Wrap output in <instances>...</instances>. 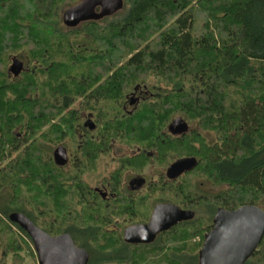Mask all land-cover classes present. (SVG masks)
I'll list each match as a JSON object with an SVG mask.
<instances>
[{"label": "trees", "instance_id": "16d2710c", "mask_svg": "<svg viewBox=\"0 0 264 264\" xmlns=\"http://www.w3.org/2000/svg\"><path fill=\"white\" fill-rule=\"evenodd\" d=\"M72 1L0 0V197L9 192L0 264L9 256L10 264H39L30 236L8 221L12 211L51 236L68 232L87 264H186L212 226L204 214L153 242H128L123 228L146 222L156 200L195 212L206 205L211 215L249 204L264 211V0H123L120 16L62 30ZM16 57L25 67L15 74ZM137 89L151 96L125 110ZM177 119L192 127L161 134ZM111 140L154 147L160 157L121 159L109 184L117 186L102 198L85 177ZM61 143L74 154L69 167L48 150ZM180 156L196 163L173 181L155 177L136 193L118 186L123 170L144 173ZM245 264H264V233Z\"/></svg>", "mask_w": 264, "mask_h": 264}, {"label": "water", "instance_id": "95a60500", "mask_svg": "<svg viewBox=\"0 0 264 264\" xmlns=\"http://www.w3.org/2000/svg\"><path fill=\"white\" fill-rule=\"evenodd\" d=\"M123 0H81L64 13L72 20L67 25H75L87 19L110 16L120 10ZM193 165L192 159H181L174 164L177 171H184ZM192 217L190 211H184L174 205L158 207L147 225L135 226L126 231L128 242H147L158 229H167L171 225ZM9 222L16 223L32 239L38 254L39 264H87L88 252L76 245L66 232L51 236L36 226L24 213L12 211ZM264 233V211L253 204L235 209H220L211 229L205 234L203 246L199 252L205 253L214 264H245Z\"/></svg>", "mask_w": 264, "mask_h": 264}, {"label": "flooded vegetation", "instance_id": "af4514ba", "mask_svg": "<svg viewBox=\"0 0 264 264\" xmlns=\"http://www.w3.org/2000/svg\"><path fill=\"white\" fill-rule=\"evenodd\" d=\"M15 64H17V67H19L18 70L24 69L25 59L22 57H16L14 59V64L12 66H14ZM13 69H14V67H11L12 72H14ZM150 96H151V93L148 92L147 90L137 89L130 96L131 98L127 100V103H125L123 105V108L127 111H131L132 109L136 108L135 106L138 102H140L142 100L146 101L148 99V97H150ZM75 104H76V102H75ZM191 127H192V125L185 123L181 119H177V120H173L169 124H167L165 126V128L162 130L161 134H163L165 136L168 134L176 136V135H180L181 133L187 132ZM99 138L100 137L96 138L98 144L100 142ZM149 148H154V147H148L147 148L146 146H141L138 144H133V145L129 146V145L122 143L120 141H117V140L109 141L108 145H107V149H108L107 155L106 156L101 155L95 159V170L93 172L89 173L85 177L87 183L90 184L95 189V191L102 196V198H104L107 194H112V191H109L108 187H115L117 185H113V186L109 185V184H111V182H113L111 173L114 171H118L121 168V163H120L121 159H124L126 156H137L140 153H144L145 155L150 156L151 162L153 161L155 164L156 160L154 159V156H156L155 153L157 154V152H155ZM48 150H49L50 154L52 155V158L58 164H60L64 167H69L72 160H74L72 158L74 156V154L71 151L68 152V147L64 143L51 145V146H49ZM100 150H102V149H100ZM84 157L86 158L87 156L84 154ZM157 157L158 158L160 157L159 152H158V155L156 156V158ZM181 159H192L193 165L196 163V160L194 158H192L191 156H189V157L188 156H180V157L173 159L172 162L170 164H168L166 167H156L154 165H151L149 170L147 172H144V173H136V172H133L130 170H123L122 176L120 179V184L118 186L121 189L127 191L128 193H136V192L141 191L150 182L152 183V181H154L155 177L161 179L165 183L173 181L176 178H178L181 174H183L185 171L188 170L187 169V170L179 172L175 169L174 164ZM85 163L87 164V161H85ZM101 163L104 164V169L102 170L103 173L100 175V177H98V179L94 182V184H91V182L88 181L87 177L92 178L93 176L98 175L97 173L99 171V166ZM210 189H211V187L209 188V190ZM113 193H115V192L113 191ZM170 205H174V204H171V203L164 201V200H156L153 203V207H152V210L150 211L149 219L146 222H139V223L131 224V225H128L125 228H123L124 229L123 230L124 238L126 235V231L128 229L135 227V226H141V225L149 224V222L152 218V215L154 213V210L156 208L164 207V206H170ZM174 206H176V205H174ZM181 210L190 211L191 213L193 212L192 216H194L197 213L194 210H190V209L189 210L181 209ZM201 210L204 211V213L206 210L209 211L208 213H206L209 216L208 218H212L215 215V213L218 211V209H217V211L215 209L214 213H212L213 215H211L212 210L210 209V207H208L206 205H203L201 207ZM184 220H186V219H184ZM181 221H183V220H181ZM211 223L213 225V222H211ZM163 230H165V229L156 230L153 234L154 236H151V238L148 239L149 241H147V242H153L157 238L158 234ZM125 240L127 241L126 238H125ZM140 242H143V241H140Z\"/></svg>", "mask_w": 264, "mask_h": 264}, {"label": "rangeland", "instance_id": "374dc122", "mask_svg": "<svg viewBox=\"0 0 264 264\" xmlns=\"http://www.w3.org/2000/svg\"><path fill=\"white\" fill-rule=\"evenodd\" d=\"M79 1H81V0H75L74 2L72 1V3H66L65 5H63V9H62V14H61V17H62V20H63V22H59V26L61 27V29L62 30H65L67 27H69V26H71V25H67L66 23L67 22H72V20L70 19V20H68L67 18H66V23L64 22V13H65V11L66 10H68L69 8H71L73 5H75V2L76 3H78ZM121 10V9H120ZM120 10H118L117 12L119 13V11ZM123 10V9H122ZM115 13V14H117V16H120V14H118V13ZM121 12V11H120ZM111 16V15H110ZM109 19H112V17H110ZM80 23H82V21H80V22H78V23H76L75 25H78V24H80ZM46 29V31H47V34H49L51 37H52V29H51V27H46L45 28ZM8 35V34H7ZM76 36H74L73 37V39H75V41H77L78 43H80V44H84L85 42H87V40H85V38H80L79 36H77L76 38H75ZM86 44V43H85ZM88 44V43H87ZM25 46H27V45H25ZM26 50H27V48H26ZM21 66V65H20ZM14 72L13 73H17V71H18V68L19 67H17V64H15L14 66ZM17 68V69H16ZM74 71H77V67H75L74 68ZM151 79V80H150ZM145 82H156V84H158V85H163L164 86V81H159V80H157L154 76H147L146 77V79H145ZM203 134L205 135V137L207 138V139H212L213 138V134L212 133H208V132H203ZM104 169V164L103 163H101L100 164V166H99V171H98V175H96V176H93L92 178L91 177H87V179H88V181L89 182H91V184H94V182L98 179V177H100V175L103 173V170ZM199 177V176H198ZM190 178H192L191 179V181L193 180V179H199V178H196V177H189V179ZM200 181V179L198 180V182ZM197 182V183H198ZM209 188H210V186H208V184L206 185L205 184V186L203 187V189L206 191V190H209ZM210 191H216V189H213V188H211L210 189ZM8 197H9V192L7 191H5V192H3L2 193V195H1V197H0V209H4L5 208V205H6V202H7V199H8ZM219 211V210H218ZM218 211L215 213V215L212 217V218H209V221H211V222H214V220H215V218H216V216H217V213H218ZM197 213H200V214H204V216H206L207 218L209 217L207 214H205L204 213V211H202L201 210V208H199L198 209V211H197ZM192 214H193V212H192ZM9 221V220H8ZM154 236V235H153ZM10 257L11 256H9L8 258H7V264H10V262H11V259H10ZM185 258V262H186V264H214V263H212L211 261H210V259H209V257L205 254V253H202L201 254V261H200V258H199V255H198V257L197 256H194V258L192 257V258H190V257H184Z\"/></svg>", "mask_w": 264, "mask_h": 264}]
</instances>
